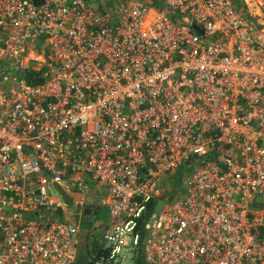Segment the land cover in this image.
I'll list each match as a JSON object with an SVG mask.
<instances>
[{
  "label": "built area",
  "instance_id": "built-area-1",
  "mask_svg": "<svg viewBox=\"0 0 264 264\" xmlns=\"http://www.w3.org/2000/svg\"><path fill=\"white\" fill-rule=\"evenodd\" d=\"M153 1L0 0V264L76 260L56 185L92 264H264V0Z\"/></svg>",
  "mask_w": 264,
  "mask_h": 264
},
{
  "label": "rangeland",
  "instance_id": "rangeland-1",
  "mask_svg": "<svg viewBox=\"0 0 264 264\" xmlns=\"http://www.w3.org/2000/svg\"><path fill=\"white\" fill-rule=\"evenodd\" d=\"M87 4L92 7L93 9H96L99 5L97 4V0H86ZM264 2V1H263ZM155 4L151 5V6H154ZM242 10L243 11H247V8L245 6L242 7ZM256 11V12H254ZM252 12V15L253 16H256L258 19L259 17H264V4H259L257 5V8H253V10L251 11ZM254 12V13H253ZM171 178H177V176H175L174 174L171 175V174H167L165 176V179L167 181H171L172 183V180ZM179 183H182V180H179ZM166 185V184H164ZM173 185V183H172ZM174 186V185H173ZM180 186V184L178 185ZM178 186H174V187H178ZM164 191L168 192V193H173V189L172 187H166L164 189ZM183 193H184V190L182 189ZM96 192L99 193V195H97V204L100 203V198L104 197L105 193L102 189H96ZM50 194L52 197H56V193L53 189H50ZM81 195H83L84 197H86V199L88 200H91L92 202L95 201V198H92L91 197V192L90 191H87V192H84V191H81L80 193ZM94 199V200H93ZM162 205V203L158 202L157 205H156V209L160 208V206ZM89 209L88 212L84 211L81 209L82 207L81 206H76V205H72V206H68L67 207V210H66V213H65V216L67 219H69L72 223H74L78 229H81V230H85L87 227H92V223H91V219H92V215H93V209H94V205H89ZM62 214V213H61ZM61 214H59V217L61 216ZM97 217H96V221L99 222V221H103L104 219L107 218V212H106V209L100 205L99 207V210H98V213H97ZM61 219V218H60ZM95 222V223H97ZM98 224H101L100 222ZM100 231H101V227L99 229H96L95 233V238H96V241L97 243L100 242L101 240V236H100Z\"/></svg>",
  "mask_w": 264,
  "mask_h": 264
},
{
  "label": "trees",
  "instance_id": "trees-1",
  "mask_svg": "<svg viewBox=\"0 0 264 264\" xmlns=\"http://www.w3.org/2000/svg\"><path fill=\"white\" fill-rule=\"evenodd\" d=\"M32 2H34L35 4H39L41 2V0H31ZM105 0H97V4L98 5H102V3L104 2ZM150 2H147V4L149 5ZM100 7V6H98ZM101 8V7H100ZM190 170L189 167H186V166H180L179 168H177L171 175H175L177 176V178H171L172 180V183L174 186H178L180 184V187L179 188H182L181 187V183H179V180H182L183 182V179L185 177V175L188 173V171ZM173 189V188H172ZM181 191V189H180ZM179 191H175V189H173V193H169V198H172L174 197ZM153 204V203H152ZM155 206V204L153 205ZM153 206H149V208L151 209ZM85 208V211L88 212L89 209V204L88 205H85L84 206ZM93 215H96L97 214V210L96 209H93ZM96 218V217H95ZM91 223H92V227H87L84 232L86 235H88L89 239L86 241L85 243V249H84V253H83V256H81L80 258H78L75 262H73L72 264H92V259H91V256L93 254H95L96 252H98L101 248L99 246V244L97 243L96 241V238H95V231L96 229H99L100 227H102V224H98L99 222L96 221V219H91ZM97 222V223H95ZM103 230L101 228V231H100V234H102ZM143 234V231L141 232V235ZM143 238V236L141 237V239ZM90 243V244H89ZM137 264H145L144 260L142 259L141 257V254L138 255L137 257Z\"/></svg>",
  "mask_w": 264,
  "mask_h": 264
},
{
  "label": "crops",
  "instance_id": "crops-1",
  "mask_svg": "<svg viewBox=\"0 0 264 264\" xmlns=\"http://www.w3.org/2000/svg\"><path fill=\"white\" fill-rule=\"evenodd\" d=\"M143 1H146V3L147 2H150L149 3V7L150 8H157L158 7V4H156L155 3V1H153V0H143ZM153 4H155L154 6H151V5H153ZM258 5V4H257ZM257 5H255V4H252V6H253V8H257ZM252 8V9H253ZM249 10L250 11H252L251 9H250V7H249ZM90 192H91V197L92 198H95L96 200L94 201L96 204H97V194H95L96 192L95 191H93V190H89ZM81 193V191H79V192H74L72 195H71V197H72V200H73V204L72 205H76V206H81L82 208V210H83V212L85 211V205H88V203L89 202H91V200H87L86 199V197H84L83 195H81L80 194ZM84 199H85V201H84ZM101 199V198H100ZM94 200V199H93ZM83 201H84V203H83ZM71 205V206H72ZM102 206V205H101ZM100 207V206H99ZM104 207V206H103ZM105 208V207H104ZM94 209H96L97 210V213H98V210H99V208L97 209V208H94ZM106 209V208H105ZM106 212H107V209H106ZM97 215L98 214H96V215H92V219H96L95 217H97ZM107 221H108V212H107V218L106 219H104L103 221H99L100 223H103L102 224V230H103V232H104V230H105V228H106V225H107ZM103 232H102V234H103ZM100 234V233H99ZM102 234H100V236L102 235ZM78 235H79V238H81V240H80V244H79V250H78V254H77V257H76V260L78 259V258H80L81 256H83V253H84V249H85V243H86V241L89 239V237H88V235H86L85 234V232L83 231V230H81V229H79V233H78ZM90 244V243H89ZM98 244H99V242H98ZM143 259V258H142ZM75 260V261H76ZM74 261V262H75Z\"/></svg>",
  "mask_w": 264,
  "mask_h": 264
},
{
  "label": "water",
  "instance_id": "water-1",
  "mask_svg": "<svg viewBox=\"0 0 264 264\" xmlns=\"http://www.w3.org/2000/svg\"><path fill=\"white\" fill-rule=\"evenodd\" d=\"M194 29H196L199 33H201V30L198 26L194 25ZM56 188L58 189L61 197L64 199L66 204L68 206H71L73 204L72 197L70 195H68L64 190H62V188H60V186L56 185Z\"/></svg>",
  "mask_w": 264,
  "mask_h": 264
},
{
  "label": "bare ground",
  "instance_id": "bare-ground-1",
  "mask_svg": "<svg viewBox=\"0 0 264 264\" xmlns=\"http://www.w3.org/2000/svg\"><path fill=\"white\" fill-rule=\"evenodd\" d=\"M249 7H250L251 10H253V9H252V5H249ZM254 12H256V11H254ZM254 12H253V13H254Z\"/></svg>",
  "mask_w": 264,
  "mask_h": 264
}]
</instances>
